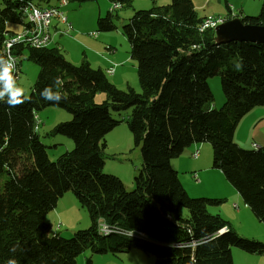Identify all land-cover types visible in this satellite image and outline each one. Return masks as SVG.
<instances>
[{
    "label": "trees",
    "instance_id": "trees-1",
    "mask_svg": "<svg viewBox=\"0 0 264 264\" xmlns=\"http://www.w3.org/2000/svg\"><path fill=\"white\" fill-rule=\"evenodd\" d=\"M28 1L33 2L2 0L0 56L5 59V43L14 35L8 25L19 23V10ZM109 1L121 6L133 2ZM225 3L230 20L234 17ZM110 14L99 18L98 32L115 29ZM237 17L264 26V0L258 15ZM205 19L193 0H172L168 6L138 11L124 26L140 92L119 89L106 71L87 60L73 64L60 47L12 48L19 60L27 52L40 73L31 94L21 96L20 103L0 101V264H77L85 251L104 254L133 247L154 255L155 264H234V247L264 255L263 242L241 237L230 222L209 211L223 204L222 199L191 197L171 165L192 145L210 143L213 167L264 223V147L243 149L234 141L240 121L264 106V44L216 43L214 30L200 31ZM217 75L225 96L219 110L211 108L214 95L208 84ZM13 77L17 83L19 75ZM46 87L59 92V102L42 98ZM100 95L104 97L98 100ZM47 107L72 115L71 121L51 130V135L74 142L73 150L56 161L50 160L35 129L37 113ZM126 111H131L127 125L142 157L132 191L104 173L101 147L122 122L112 114ZM67 192L75 194L91 218V227L70 239L50 235L44 219ZM100 221L113 232L100 234ZM122 231L137 233L140 239Z\"/></svg>",
    "mask_w": 264,
    "mask_h": 264
},
{
    "label": "rangeland",
    "instance_id": "rangeland-1",
    "mask_svg": "<svg viewBox=\"0 0 264 264\" xmlns=\"http://www.w3.org/2000/svg\"><path fill=\"white\" fill-rule=\"evenodd\" d=\"M67 1L69 3L65 7H60L58 0H33V3L42 9L60 7L59 10L73 24L74 30H71L70 25H65L58 18L54 19L51 24L53 38L60 35L54 32V29L57 28L66 33L71 30V33L79 34L80 39L89 40L83 42L86 47L79 43L69 42L68 44H74L70 46L72 54L68 57L76 61L74 64L79 65L83 61V54L94 55L98 52L109 54L108 48L111 46V52L117 53L116 63L124 60L127 62L123 67H117L115 74L106 73L108 78L121 90L133 88L140 92L137 64L131 59L130 44L123 28L138 11L150 10L155 6H168L172 0H133L130 5L118 7V9H112L113 4L109 0L84 3ZM225 1L230 6L232 17H237L240 13L245 14V16H256L263 6V0H193V3L199 16L209 19L216 16L226 17L229 14ZM1 3L2 0H0V6ZM108 12H111L110 16L113 18L115 29L100 33L98 32L99 18H105ZM21 29L22 24L20 22L9 23L8 25V30L12 33H18ZM81 41L84 40L81 39ZM60 45L63 47L62 44ZM19 61L21 69L19 71L18 67L19 79L16 84L22 90V96H29L38 79L40 67L28 59L27 52ZM99 62L104 66V62ZM95 67L98 65L96 64ZM208 84L214 95L211 108L216 107L219 110L225 103L221 77L217 75L210 78ZM103 97V95L98 96V100ZM260 110H264V106L258 107L255 112ZM130 114L131 111H126L120 115L113 113V118L122 122L101 141V147L105 146L103 153L104 173L119 178L128 191L134 190V178L139 175L142 169L141 150L135 146L133 134L127 125ZM37 116L41 120L39 129L41 141L47 147L51 161H56L64 153L73 150L74 142L72 139L63 135H51V130L56 125L72 120V115L69 112L58 107H47L38 112ZM249 116L238 124L234 141L243 149H258L257 145L253 144L252 146V143L259 141L264 143V120L258 123L256 120L250 119ZM196 148H199L201 152L199 159L193 157ZM171 165L178 172L184 188L191 197L222 199L223 204L211 206L209 211L218 213L230 222L241 237L264 243V223L254 216L241 197L238 200L235 199L239 193L227 181L222 171L213 167V147L210 143L192 145L179 158L173 159ZM195 176L199 178V181L195 179ZM235 205L240 207V211L239 207L237 209ZM181 212L185 217L189 214L188 210L184 208ZM44 219L51 227L50 235H59L64 239H70L76 232L91 227L88 210L80 204L73 192H67L59 200L57 207L46 214ZM100 222L105 223L104 221ZM232 250L237 253L235 260L233 258L234 264H264V255L250 254L236 247ZM88 260L91 261L90 264H155L156 259L154 255L133 247L130 250L116 253L93 254L90 251H85L77 258V264H87Z\"/></svg>",
    "mask_w": 264,
    "mask_h": 264
},
{
    "label": "built area",
    "instance_id": "built-area-1",
    "mask_svg": "<svg viewBox=\"0 0 264 264\" xmlns=\"http://www.w3.org/2000/svg\"><path fill=\"white\" fill-rule=\"evenodd\" d=\"M60 7H65L68 5V1L67 0H58ZM59 7V8H60ZM58 7H50V8H39V9H28L27 7L22 6L20 9L22 10V21H19L22 24V30L19 33H16L14 35H17L18 39H22L24 41L25 36H32V25H39L40 27V41L39 43H47V38L48 37H43V27L45 23H52L51 19H60V21H67V17L64 15V13H62L59 10ZM113 8H117L118 6H113ZM24 14H31L32 15V23L30 24H23V15ZM227 21L226 17L223 16H216L213 18H207L206 20H204L203 24L200 27V31L203 32L207 29H215L217 26H219L220 24H223L224 22ZM95 34H93L94 36ZM12 48L13 46H9L8 48V52H9V57L12 58V60L14 61V67H13V76H17L18 73V67H19V58L14 55L12 53ZM37 48V45L36 47ZM114 68H109L107 70V74L109 75H113L114 73ZM41 125V120L38 117V125H37V130H39ZM193 157L195 159H197L199 157V151H196L193 154ZM195 179L197 181H199V178L197 176H195ZM237 209L238 207L235 206ZM103 231L105 233H111L113 232V229L106 225L105 223H103ZM225 231V230H224ZM121 233H128V232H124L122 231ZM132 233V232H130ZM137 234V233H136Z\"/></svg>",
    "mask_w": 264,
    "mask_h": 264
},
{
    "label": "crops",
    "instance_id": "crops-1",
    "mask_svg": "<svg viewBox=\"0 0 264 264\" xmlns=\"http://www.w3.org/2000/svg\"><path fill=\"white\" fill-rule=\"evenodd\" d=\"M69 25L71 27V30H74L73 24L70 23ZM71 30H70L69 33H66V32H64V31H62L60 29L55 28L54 32L55 33H59L60 35L56 36L55 38H53V46L60 47L61 49H63V53L66 56V58L70 62H72L74 64V62H76V61H74V60H72V59H70L68 57V56H71V54H72L70 46H71V44H74V43H70V44H68V43L69 42H75L77 44L79 43V44L85 46V44L83 42H88L89 40H85V39L81 38L82 40H84V41H81V39L79 37V34L71 33ZM14 34H16V33H14ZM60 36H61V38H60ZM60 44H62L63 47ZM111 48L112 47L110 46V49ZM98 53H95L94 55L83 54V56H82L83 61L87 60L94 68H102L106 72H107V70L109 68H111L113 66H115V72H116V68L117 67L118 68L123 67L125 65V62H127L126 60H124V61H122L120 63H116L117 62L116 61V59H117V53L116 52H110L109 54H103V53H100V52H98ZM99 61L104 62V66H102V64ZM96 64L98 65V67H95ZM257 108L258 107H256L253 110H251L242 120H244L248 115H250L249 116L250 119L256 120L258 123H261L259 121H261V120L263 121L264 120V110H260L259 112H255ZM214 109H216V107ZM242 120H241V122H242ZM235 137H236V132H235V135H234V139H235ZM259 142L252 143V146L254 144V145H257V148H262V145H264V143H262V142L259 143ZM196 151H199V157L197 158V159H199L200 158V154H201L200 149L196 148L193 153H195ZM240 197H241L240 195L239 196L237 195V196H235V199L238 200V199H240ZM235 206H237V205H235ZM237 207H239V206H237ZM239 211H240V207H239ZM213 214H218V213H213ZM232 254H233V258L235 260V258L237 256V253H235L232 250Z\"/></svg>",
    "mask_w": 264,
    "mask_h": 264
},
{
    "label": "bare ground",
    "instance_id": "bare-ground-1",
    "mask_svg": "<svg viewBox=\"0 0 264 264\" xmlns=\"http://www.w3.org/2000/svg\"><path fill=\"white\" fill-rule=\"evenodd\" d=\"M113 6L121 7V5H119L117 3L113 4ZM113 6H112V9H117V8H113ZM24 7H27L28 9H39V7L36 6L32 1L26 2ZM19 12H20V21H22V10L20 9ZM53 20L54 19H51V21H53ZM30 23H32V15L31 14H24L23 15V24H30ZM62 23H64L65 25L70 24V22L68 21V18H67V21H62ZM51 24L52 23H45L44 27H43V37H48L47 43H39V41H40V27H39V25H32V36H25L24 41L22 39H18L17 35H13L12 37H9V39L5 43L6 59L9 58V52H8L9 46L15 47L16 45H20V44H22L24 46L33 47V48H35L36 45H37V48H46V47L53 46V35L51 33ZM108 50H110L109 52H111L110 47L108 48ZM111 68H114V70H115V66H113ZM114 73H115V71H114ZM35 121H36L35 129L37 130V125H38V116L37 115L35 117ZM98 230H99L100 234H102L104 236H108L109 234H111V233H105L103 231V223L102 222L99 223ZM122 234L129 235L131 237L140 239V236L136 233H122Z\"/></svg>",
    "mask_w": 264,
    "mask_h": 264
},
{
    "label": "clouds",
    "instance_id": "clouds-1",
    "mask_svg": "<svg viewBox=\"0 0 264 264\" xmlns=\"http://www.w3.org/2000/svg\"><path fill=\"white\" fill-rule=\"evenodd\" d=\"M14 61L11 57L5 59L0 56V101H6L10 106H15L21 102L22 90L17 86L13 77ZM57 83L59 78H57ZM41 96L45 100L59 102L62 98L59 92H53L50 87L42 90ZM13 251L15 249H12ZM8 264H16L15 260H9Z\"/></svg>",
    "mask_w": 264,
    "mask_h": 264
},
{
    "label": "water",
    "instance_id": "water-1",
    "mask_svg": "<svg viewBox=\"0 0 264 264\" xmlns=\"http://www.w3.org/2000/svg\"><path fill=\"white\" fill-rule=\"evenodd\" d=\"M216 43L251 42L264 44V26L245 24L241 18L234 17L215 29ZM222 230L220 234L224 233Z\"/></svg>",
    "mask_w": 264,
    "mask_h": 264
}]
</instances>
